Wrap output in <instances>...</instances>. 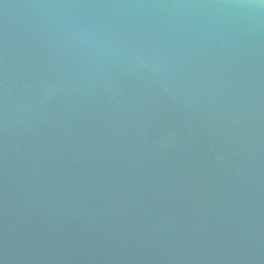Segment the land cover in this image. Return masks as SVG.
Returning a JSON list of instances; mask_svg holds the SVG:
<instances>
[{
    "label": "water",
    "instance_id": "95a60500",
    "mask_svg": "<svg viewBox=\"0 0 264 264\" xmlns=\"http://www.w3.org/2000/svg\"><path fill=\"white\" fill-rule=\"evenodd\" d=\"M66 2L0 0V260L264 264V32Z\"/></svg>",
    "mask_w": 264,
    "mask_h": 264
},
{
    "label": "clouds",
    "instance_id": "9594fccd",
    "mask_svg": "<svg viewBox=\"0 0 264 264\" xmlns=\"http://www.w3.org/2000/svg\"><path fill=\"white\" fill-rule=\"evenodd\" d=\"M68 9H181L205 10L219 14L217 23L244 30L254 27L264 32V0H69L66 3L42 5ZM88 32V39L76 43L88 45L95 51L109 52L123 49V55H148L140 38L114 36L89 25H75L73 31ZM0 264H4L0 260Z\"/></svg>",
    "mask_w": 264,
    "mask_h": 264
}]
</instances>
